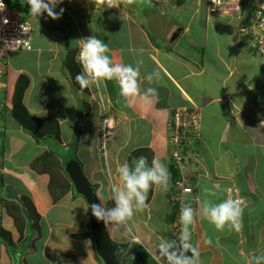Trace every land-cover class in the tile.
<instances>
[{
	"label": "crops",
	"instance_id": "crops-1",
	"mask_svg": "<svg viewBox=\"0 0 264 264\" xmlns=\"http://www.w3.org/2000/svg\"><path fill=\"white\" fill-rule=\"evenodd\" d=\"M60 7L65 11L55 20L26 9L32 47L6 59L0 89L6 107L0 111V228L6 232L0 233V264H104L88 234L87 202L75 191L65 162L80 163L106 207L114 206L110 184L118 182L116 168L124 161L141 156L149 163L160 160L171 184L176 172L166 124L176 107L191 102L201 116L200 138L192 144L201 158L199 154L196 170L188 166L198 192L188 229L200 254L198 264H250L252 255H264V58L243 50V39L233 32L236 20L209 15L206 0H64L56 11ZM92 35L107 43L114 63L139 68L140 95L126 99L115 80L91 85L87 93L75 88L67 58L79 49L76 40ZM154 72L159 79L150 83L146 77ZM21 75L28 78L24 106L34 117L54 119L58 138L42 135L37 140L11 115ZM150 87L156 93L145 96ZM106 110L114 132L103 146L99 130ZM47 139L64 153L51 150ZM191 151L184 149L192 159ZM47 153L58 165L51 167L47 159L34 168ZM50 170L67 180V189L51 188ZM169 194V187H153L145 209L126 225L105 224L110 240L125 248L137 242L157 263L153 254L160 239L176 240L182 230L166 204ZM23 196L36 212L32 218L21 204ZM236 196L245 207L258 205L261 213L242 215L239 231L227 225L217 230L205 217L203 202ZM6 201L14 206L13 214ZM125 248L117 253L119 264H127Z\"/></svg>",
	"mask_w": 264,
	"mask_h": 264
},
{
	"label": "clouds",
	"instance_id": "clouds-1",
	"mask_svg": "<svg viewBox=\"0 0 264 264\" xmlns=\"http://www.w3.org/2000/svg\"><path fill=\"white\" fill-rule=\"evenodd\" d=\"M63 3L64 0H27L30 14L40 17L47 13V16L54 20L62 17L65 9L62 7L59 8V11L56 9ZM76 41L79 42L76 46L79 48L77 60L81 65V72L76 75L75 80L81 90L102 80H115L119 84L121 96L127 99L140 95L138 79L140 70L138 67L131 64L114 63L108 55L107 43L95 35ZM146 79L151 83L159 79V73H151L147 75ZM155 93L156 89L150 87L144 95ZM116 175L118 182L113 181L110 184V199L114 201V206L106 207L101 202L91 205L92 215L97 220L113 226L126 225L136 212L145 209L149 191L153 187L167 190L171 180L165 163L157 159H153L149 163L144 156L134 158L131 162L120 163L116 168ZM235 198L223 199L219 203L209 200L203 202V213L217 230L222 231L226 225L236 231L241 229L244 203L242 198ZM195 200L197 199L191 201ZM193 219L192 206L185 204L179 217L182 230L178 238L176 240L161 238L156 246L153 255L157 264H198L200 254L192 244L191 233L188 230ZM189 252H191L190 256L187 254ZM117 263L119 264L118 259ZM250 264H264V255H252Z\"/></svg>",
	"mask_w": 264,
	"mask_h": 264
},
{
	"label": "built area",
	"instance_id": "built-area-1",
	"mask_svg": "<svg viewBox=\"0 0 264 264\" xmlns=\"http://www.w3.org/2000/svg\"><path fill=\"white\" fill-rule=\"evenodd\" d=\"M206 10L209 15L226 14L235 19L240 37L246 43L249 42V50L264 58V0H206ZM32 39V23L24 17L23 11L12 8L4 0H0V89L7 57L19 50H30ZM1 109L3 101L0 99ZM200 119L199 108L191 102L189 105L176 107L167 121L170 156L173 167L178 171L183 170L182 167L188 162L184 149L192 146L193 142L200 138ZM101 120L99 135L100 143L104 146L114 132V125L107 110L103 112ZM192 186L188 175L180 172L169 186L172 203L182 204L186 200L189 201L188 198L194 192Z\"/></svg>",
	"mask_w": 264,
	"mask_h": 264
},
{
	"label": "trees",
	"instance_id": "trees-1",
	"mask_svg": "<svg viewBox=\"0 0 264 264\" xmlns=\"http://www.w3.org/2000/svg\"><path fill=\"white\" fill-rule=\"evenodd\" d=\"M5 3L7 5H9L10 7L12 8H15L17 10H21L23 11V13H26V9H29V6L27 5V0H4ZM73 51L70 52L69 56H68V60H67V68L69 70V75L71 76L72 78V83L78 87L80 89V86L79 84L76 82L75 80V77L77 74H79L81 72V65L79 64L78 60H75L73 58ZM108 82V81H107ZM28 85V78L24 75H21L19 76L17 82H16V85H15V88H14V92H13V96H12V111H11V115L18 121V123L24 128L26 129L27 131L31 132L33 135H35L36 139L38 140V137L39 136H42V135H54V137H57V130H58V124L57 122L54 120V119H51V118H41V117H34L32 115L29 114V112L27 111L26 107L24 106L23 104V94H24V91L26 89ZM81 90V89H80ZM83 92H88V89H84L82 90ZM2 101H3V109H1L0 111L2 113H4V111L6 110V107H5V101L4 99L0 98ZM3 134L0 135V139L1 141L3 140V137H2ZM40 139V138H39ZM3 142V141H2ZM76 143H77V135H75L72 143H71V147H72V151H75V147H76ZM1 150V148H0ZM52 157V154H50V157H49V154L47 153L46 155L38 158L36 160V162L33 164V167L36 168V163L40 160H47L48 159V164L50 163V166H56L58 165V163H54L53 162V159H51ZM175 170V174H174V178H177L178 177V173H177V170ZM50 173V176H51V180H50V185H51V188L52 186H57L58 188H60V190L62 189L63 191L65 189H67V185H68V182L66 179H61V174L58 172V170L56 171H53V170H50L49 171ZM3 184L1 183L0 184V187L2 186ZM52 191V189H51ZM53 192V195H54V192L55 191H52ZM55 196V195H54ZM56 198V196H55ZM3 201V200H2ZM21 204L22 206L24 207L27 215L29 216V218L36 214V212L33 210V206L30 202V200L23 196L21 198ZM6 206H7V209H8V212L10 214H13V207H11V205H9V203L6 201ZM33 214V215H32ZM35 221V220H33ZM34 223V222H33ZM0 233H6L4 232V230H2L0 228ZM123 248H125V244H119V252L120 250H122ZM128 250L127 254H126V260L125 262L127 264H129V260L127 259L128 257L131 258V262L136 264H157L153 259L152 257H150V255L140 246L139 243L137 242H130L126 245V248L125 250ZM117 259H118V255H117ZM119 261V259H118Z\"/></svg>",
	"mask_w": 264,
	"mask_h": 264
},
{
	"label": "water",
	"instance_id": "water-1",
	"mask_svg": "<svg viewBox=\"0 0 264 264\" xmlns=\"http://www.w3.org/2000/svg\"><path fill=\"white\" fill-rule=\"evenodd\" d=\"M65 172L71 180L75 191L82 195L87 202L90 228L88 234L94 240L98 256L104 264H118L117 251L119 245L110 240L105 223L97 220V218L92 215L91 205L100 202L97 199L94 188L84 175L80 163L75 159L67 160L65 162Z\"/></svg>",
	"mask_w": 264,
	"mask_h": 264
},
{
	"label": "rangeland",
	"instance_id": "rangeland-1",
	"mask_svg": "<svg viewBox=\"0 0 264 264\" xmlns=\"http://www.w3.org/2000/svg\"><path fill=\"white\" fill-rule=\"evenodd\" d=\"M173 15V14H172ZM234 33H236L237 32V34H238V31H237V29H235L234 31H233ZM239 35V34H238ZM241 37H240V35H239V39H240ZM243 50L245 51V52H250L251 53V55H252V52H251V50H249V42H247L246 43V41L245 40H243ZM74 51H76V53H73V58L75 59V60H77L78 59V56H79V49H76V50H74ZM75 54V55H74ZM65 67H67V63H66V66ZM67 69V68H66ZM69 79H71V81H72V78H71V76L69 75ZM75 88H76V86H75ZM77 89V88H76ZM79 89V88H78ZM79 92H83L82 90H80L79 89ZM84 93V92H83ZM84 95V94H83ZM81 96H82V94H81ZM3 132V131H2ZM1 131H0V135H1V133H2ZM58 133V132H57ZM4 135H2V137H3ZM59 137V134H57V137L56 138H58ZM3 141V140H2ZM1 141V139H0V146H1V148H2V142ZM53 141H51L50 139H47V143H48V145L50 146V149L51 150H53V151H57V152H59V153H64V151L62 152L61 150L62 149H60V148H58V147H52L51 148V144H53L52 143ZM55 144H57V142H55ZM190 150H192L190 153L193 155L192 156V159H191V155L189 154V155H187V154H185V152H184V154H185V156H188V162L187 163H185L184 164V166L182 167L183 168V170H181V171H178L177 170V173L179 174L180 172L181 173H184V174H186V175H190V172H189V170L190 169H188V166L190 165V167L189 168H192L193 167V170H196V167H198L197 166V163H196V159L199 157V154H200V158H201V153H199L198 154V152L197 151H195L193 148H194V145H192V146H189L188 147ZM0 152H2V150H0ZM194 153H196V155H194ZM1 155V154H0ZM190 156V157H189ZM198 160V159H197ZM191 172H193L192 170H190ZM195 172V171H194ZM189 175H188V178H189ZM191 183H192V188H193V195H190V197L188 198V200L189 201H185L184 203H182V204H180V203H178V202H173L172 203V201L170 200V197L169 198H167V202H166V204H167V206H168V209H169V212L170 213H174L173 214V217L176 219V216H177V218L179 219V217H180V213H181V209H182V207L185 205V204H190L191 206H193V207H195L196 206V203L198 202L197 200H198V192H196L195 191V187H196V180L194 181V179H191ZM0 194H1V192H0ZM191 198H194V199H197V200H195V201H191ZM256 199H258V200H261L262 201V198H259V197H256ZM170 213H168V215H167V217L169 216L170 217V219H172V216H170L169 214ZM252 213H254L255 215H257L258 213L260 214L261 213V211L259 210V206L258 205H255V204H250L249 205V203H248V205H246V207H245V203H244V211H243V215H245V216H247V217H249V216H251V214ZM168 217V218H169ZM254 222V221H253ZM250 223H252V221H250ZM257 223V222H256ZM179 224H181L180 223V220H179ZM176 225V224H175ZM180 227V226H179ZM175 228H177V227H175Z\"/></svg>",
	"mask_w": 264,
	"mask_h": 264
}]
</instances>
